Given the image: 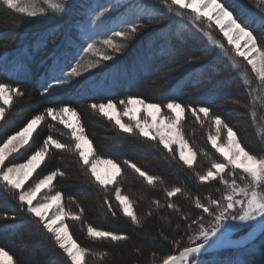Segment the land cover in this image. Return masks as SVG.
I'll use <instances>...</instances> for the list:
<instances>
[{
    "label": "trees",
    "instance_id": "1",
    "mask_svg": "<svg viewBox=\"0 0 264 264\" xmlns=\"http://www.w3.org/2000/svg\"><path fill=\"white\" fill-rule=\"evenodd\" d=\"M102 1L116 5L106 15L108 23L117 17L125 19V24L134 22L141 25L137 34L127 42L114 38L127 46L122 52L115 53L113 60L79 77H68L67 83L52 86L49 82L55 63L70 59L69 54L74 53L78 45L73 27L79 21L77 13L82 6L70 3L62 16L35 18L0 6V83L18 87L24 93L22 97L14 96L5 119L0 122V142L21 130L34 115H45L44 110L49 107L59 109L67 104L74 108L96 153L129 166L120 178V186L122 190L129 189L134 212L141 222L137 227L117 207L111 206L109 210L110 203L103 189L90 175H85L75 150H51V161L45 174L55 170L65 173L57 177L55 185L70 211L76 213V208L83 209L80 222L75 220L79 222L75 229L77 242L89 249V253L98 255L95 264H161L167 255H179L184 247L193 246L192 235L197 225L192 222L203 214L195 207V200L199 198L201 203L208 204L210 199H220L226 191L219 178L203 184L196 178L197 173L204 174L210 168L213 160L221 161L207 139V130L212 133L213 126L203 114L197 120L186 111L184 123L190 125L188 138L198 149L196 166L188 168L158 140L150 141L138 133L121 132L114 121L92 110L90 105L109 100L118 103L129 96L161 105L172 100L185 106L206 105L212 114L220 115L237 132L247 150L264 157V89L251 96L248 94L239 77L240 71L245 72L242 66L233 69L226 53L218 48L213 50L205 35L207 32L212 34V30L205 22L194 23L189 11L175 9L169 12L160 0ZM219 2L254 35L262 36L264 11L251 0ZM177 10L183 17L175 14ZM150 18L153 19L151 23ZM102 40H96L97 45H101ZM205 50L210 54L203 55ZM198 56L201 58L194 60ZM87 58L88 55L83 60ZM123 68L131 73L130 77L117 82L110 91L92 93L87 90L92 82L110 77ZM247 73L251 77L250 72ZM222 84L226 89H221ZM256 87L252 84V88ZM237 100L239 104L235 103ZM45 126L41 128L42 135L23 150V160L43 145L48 134ZM60 133L66 141L72 139L68 140V131ZM54 139L69 145L63 139ZM18 162L22 160L18 159ZM131 164L158 179L150 185ZM236 171L240 173V170ZM224 176L231 180L227 172ZM174 187H181L183 191L170 198L167 190ZM169 203L175 204L176 208H169ZM88 226L123 233L129 239L116 244L92 238L86 231ZM0 249L8 252L15 264H71L52 234L42 227L38 218L23 210L18 199L1 181ZM250 264H264V244L252 255Z\"/></svg>",
    "mask_w": 264,
    "mask_h": 264
},
{
    "label": "snow or ice",
    "instance_id": "2",
    "mask_svg": "<svg viewBox=\"0 0 264 264\" xmlns=\"http://www.w3.org/2000/svg\"><path fill=\"white\" fill-rule=\"evenodd\" d=\"M160 2L168 9L169 12L175 9H186L194 15L190 17L193 22L199 18H206L208 21H214L219 27L228 45L234 48L235 55L242 57L247 65L251 66V73L255 74V81H258L256 88H252L253 80L249 78L247 71L240 74L242 85L248 89L251 96L253 92H259L264 89V39L258 43V37L248 30L246 26L233 17L229 11L219 0H160ZM257 6L264 11V0H256ZM0 6L6 10H12L17 14H21L27 18H35L37 16L48 15H64L70 7V0H0ZM175 6V8H174ZM101 10H94L90 23L96 26H102L107 21L102 18L110 11L107 6H98ZM210 15L209 13H213ZM177 16L183 17V13L175 11ZM225 20L227 24H225ZM153 22L150 18L149 23ZM158 22V21H157ZM141 25L134 22L125 24L119 29H111V35L100 41L105 46V51H101L97 47V41L92 40L84 47L81 45L85 53H90L98 59L81 66L76 63L75 66L66 71L64 78H56L58 85L67 83L68 77H79L84 72L100 67L102 62L113 60L115 53H120L127 46L126 43H117L114 38H120L127 42L131 40L138 32ZM208 41L213 46V50L218 48L221 52H225V46L220 41L212 37L211 33H206ZM264 36V33L261 34ZM243 41V47L241 46ZM209 50H205L203 55H209ZM201 57H195L199 60ZM191 62V61H190ZM232 68L238 69L239 64L233 59ZM22 97L24 93L18 88L8 84L0 83V121L6 117L8 108L11 107L13 96ZM254 102V100H253ZM122 106L121 111L117 107V102L109 100L107 102L92 103L90 108L109 121H114L118 129L126 134L132 135L138 133L139 136L150 141H156L169 152L172 151V145L177 144L180 148V160L188 167L192 168L196 160L197 153L189 147L188 142L183 138L180 126L185 118V112L190 111L191 115L200 120V114L214 126L215 134H209L208 140L211 146L216 150L223 162L212 161L211 167L204 173L196 174V178L200 183L215 181L217 178L223 183L226 191L221 195L220 199H210L208 204L201 203L199 198L195 200V207L200 209L203 214H207L211 218L210 226L206 227L203 223L205 216L202 214L192 223L197 225L199 235L196 237L199 243L193 241V246H186L179 255L169 254L162 259L161 264H202L200 255L202 251L215 246L220 237L217 235L221 229L228 225L226 231H231L236 225H257L261 231H264V157H258L242 146L237 132L230 127L220 115H214L206 105L193 107L192 105H183L177 101H168L164 105L154 102H147L140 97H127L119 100ZM240 103V101H235ZM162 109H166L168 115L162 114ZM48 117L53 121L58 120L71 131V137L74 141V149L78 154L79 161L85 170V175H90L95 182L102 188L115 183L116 177L120 174V166L112 160L104 161L114 170L111 175L101 176L99 171V162L90 157L94 156L92 143L85 135V130L81 124L78 112L65 104L59 109L49 107L44 110ZM144 113V117L141 116ZM65 117H68L65 119ZM75 117V123L72 118ZM127 117L130 123H124L123 118ZM45 119V115L38 113L31 117L25 126L18 132L9 135L3 142H0V181L4 182L5 187L17 193V198L24 211L38 218L42 223V227L51 233L56 244L63 253L66 254L71 264H85V257L89 253V249L81 247L70 235L68 226L61 223L59 228H55L58 222H62L65 217L73 220H79L80 216L65 211L62 203L63 194L56 192L54 195L43 197L39 203L34 204L37 194L42 189L52 184L53 180L58 176H64L60 170L39 178L30 186L28 190H24V184L32 175V172L39 166L47 154L49 147L57 150L73 151L72 145H66L59 140L48 135L43 146L36 150L26 163L18 165L6 166L8 157L26 145L33 133L37 130V126ZM226 131V142L218 143L222 133ZM187 149L189 155L185 156L184 150ZM207 155V153H205ZM127 163V162H126ZM144 177L151 185L156 182L157 177L146 175L135 164L130 165ZM236 170H240L237 173ZM228 173L231 180L226 179L224 173ZM238 180L240 181L238 183ZM181 187H174L167 190L168 197H176L182 193ZM116 199L119 201L123 209V214L130 218L131 222L137 227L141 226L139 217L133 210L132 202L126 195H121L119 189L116 191ZM107 203V201H105ZM56 206V211L52 217L48 216V211ZM171 209H175L176 205L169 203L167 205ZM111 211V205L109 204ZM159 207V202H157ZM81 214L83 209H80ZM113 215L115 213L113 212ZM151 215V213H149ZM14 218V217H13ZM187 219V217H184ZM231 222V223H229ZM89 237L109 240L119 244L126 241L129 237L123 233H114L111 231L99 230L93 226L87 227ZM223 235V233H221ZM167 239V237H164ZM215 238V239H214ZM7 257L6 264H14L13 258L4 250L0 249V258ZM103 259V255L100 257ZM0 264H5L0 260Z\"/></svg>",
    "mask_w": 264,
    "mask_h": 264
},
{
    "label": "rangeland",
    "instance_id": "3",
    "mask_svg": "<svg viewBox=\"0 0 264 264\" xmlns=\"http://www.w3.org/2000/svg\"><path fill=\"white\" fill-rule=\"evenodd\" d=\"M251 1L253 2V5H257L256 0H251ZM70 3H73L77 7L82 6L81 10H78V13H77V18H78L79 21L77 23H75V25L73 27V31L76 32L74 37L78 41V43H77L78 45L76 44L77 46H76V49H75L74 53H72V54L70 53L69 54L68 57L70 59L65 58L63 61H58L57 63H55L54 69L52 70V76H51V79H50V82H49V86H52V85L56 84V82H55L56 78H64L65 72L66 71H70V67L76 61L80 60L79 64L82 62L80 65L84 66V65H86V64H88L90 62L89 61L90 60L89 57H91V59H92L91 61L98 59V57L93 56L90 53H85L82 50L81 45L86 47L87 43H90L92 40L96 41L98 39H104L107 36H110L111 35V29H119L123 25H125V22H126L125 19L117 17L116 19H112L111 22L108 23V21L106 20V15H107V13H106L105 17L102 18L103 20L107 21L106 24H104L102 26L92 25L90 23V20H91V16L94 14V10H101L98 6H107L110 9V11L108 12V14H109L113 9H115L114 7L116 5L112 4V3H104L102 0H70ZM187 11L190 12V10H187ZM189 14L190 15H194L191 12ZM209 14L210 15H214V12L213 13H209ZM233 17L236 19L234 14H233ZM108 18H109V15H108ZM195 22L196 23L205 22L207 24L208 29L212 30V34H211L212 37L217 39L218 41H220L221 43L224 44V46H225V52L224 53H226L228 55L229 60L232 61L234 59L239 65L242 66L243 71H249L250 72V76H251L249 78L254 81L253 85L257 86L258 85V81H255V74L251 73V66L247 65V62L244 61V59L242 57H238V56L235 55L234 48L231 45H228L226 38H224L223 33L220 32L219 27L215 24V22L214 21H208L206 18H199ZM237 22L240 23L238 20H237ZM225 24H227L226 20H225ZM241 26H243V25L241 24ZM70 29H72V27H70ZM257 37H258V43L260 42L261 39H264V37H262V36H257ZM116 42L120 43V40L117 39ZM241 46L243 47V41H241ZM97 47L102 52L106 50L105 46L103 44H101V45L99 44V45H97ZM86 55H88V58L83 60V58ZM105 62H102L100 67L103 66V63H105ZM68 65H70V66H68ZM97 68H99V67H97ZM89 72H91V70L88 71V72H84V73H89ZM130 74H131L130 72H128L125 68H123L120 72H117V73H114L113 75H110V77L104 78V79H102V80H100L98 82H92L91 86H89L87 90H90L92 93L102 92V91H110L117 84V82H119L123 78L126 79L127 77H130ZM240 74H242L241 71H240ZM41 86H43L42 82H41ZM221 89H226V85L222 84L221 85ZM14 96H13V98H14ZM0 103H2V101H0ZM117 107L121 111L123 110L122 106L119 105V103H117ZM162 114L163 115H168L166 109H162ZM186 114H187V112H185V118L181 122L180 131L182 132L183 138L188 142L189 147H191L193 149V151H195L197 153L198 149L194 148L195 146H193L190 143L189 138H188L187 132H189L188 130L190 128V125L187 126L184 123L185 119L187 117ZM141 116L144 117V113H141ZM67 118L68 117H65V119H67ZM72 122L75 123V117L72 118ZM123 122L124 123H130V121L127 119V117L123 118ZM44 125H46L45 127L48 130L47 131L48 132L47 136L51 135L53 138H59V139L65 140L64 137L62 136L63 133H60V131L63 132V130H66L70 134L69 135L70 138H68V140H70L72 138L71 137V131L68 128H65L64 125L60 124L58 120L53 121L50 117L47 116V114H45V119L41 122L40 125L37 126V130L33 133L32 137L29 140V142L26 145H24L23 147H21L18 151L12 153L8 157V159L5 162L6 166L18 165V164H22V163H26L27 162V160L30 158V156L26 160H23L24 159L23 155H22L23 150L25 148H27L32 143V141L38 139V137H40L42 135L43 130H41V128H44ZM209 134H212V135L215 134L214 126L212 128V133H211V131L209 133L208 130H207V135H209ZM207 139H208V136H207ZM246 141L248 143H250L248 139ZM64 142L69 144V145H72L73 146V150H75L74 149V142H73L72 139L70 141H66L65 140ZM222 142H226V131L224 133H222V135L220 137V140L218 141V143H222ZM171 147H172V151L171 152L173 154H175V156H177L180 159V148H179V145L173 144ZM51 150L55 151V148L54 147H49L44 160L42 162H40L39 166L32 172V175L25 182L24 190H28L30 188V186L34 185L35 181H37L39 178H42L43 176L47 175L45 173H46V168H48V165L50 164V161H51ZM93 151H94V156L90 157V162H91L92 159H95V160H97L99 162L98 167H99V171H100L101 176L111 175L114 170L111 168L110 165L104 163V161H107L109 159L100 157L96 153L94 148H93ZM248 151H250V149H248ZM250 152L255 154L252 151H250ZM184 154H185V156L189 155L187 149L184 150ZM18 159H21L22 162H18ZM220 159H221V161H218V162H223V157L220 156ZM112 161L120 166V169H121L120 174L116 177L115 183L108 185V187L106 189L102 188V187H100V188L103 189L105 197L107 198V200L110 203V205L114 206V207H117L123 213L122 206L120 205L119 201L116 199V191H117V189H119L121 195H126L129 198V195H130L129 194V189L122 190V187L120 186V178H121L123 172L125 171V169H128L129 166L128 165H123V164L118 163V162H115L114 160H112ZM197 162H198V155L196 156V160H195L193 166H196ZM209 167H211V166H209ZM49 173H51V172H49ZM58 176H60V175H58ZM57 177L53 180L51 185H49L47 188L42 189L41 192L37 194L36 200L33 201L34 204L39 203L43 197H46L48 195H54L56 192H59L58 189H57V186L55 185V181H56ZM9 191H11V193L14 195L15 199H18L17 198V193L13 192L12 190H9ZM64 200L65 199L63 197L62 203H63L64 210L65 211H69L71 213H74V212L69 210L70 209L69 205H67V204L65 205V201ZM129 200L131 201L130 198H129ZM55 211H56V206L54 205L53 208L48 211V216L51 218ZM75 214H77V215L81 214L79 209L76 208V213ZM163 217H166V216L164 215ZM210 220H211V218L207 217L203 221V223H204V225L206 227L210 226V223H209ZM79 222L71 219L70 217H65V219L62 222H58L56 225H54V227L55 228H59L61 226V223L66 224L68 226L70 235L77 242V239L75 237L76 236L75 235V229L78 228V226H79L78 223ZM229 223H231V222H229ZM239 226H241V225H239V224L236 225V227H234L232 230H234L235 228H237ZM227 227H228V225H225V227L222 228L221 232L218 233L217 235L219 237H223L224 235L229 233L230 231H226ZM252 231H253V228L246 229V230H244L242 232H239V233H237V234H235V235H233L231 237H228L227 240L234 241V240L240 239V238L244 237L245 235L249 234ZM221 233H223V235H221ZM198 235H199V232H198V228L196 227V232L192 235L191 245H193V241H195L196 243L200 242L199 240L196 239V237ZM262 244H264V233L259 238H257L253 243H251L250 245H248V246H246L244 248L237 249V250H222V251L213 252V253H210V254H207V255L200 256V260H201L202 264H250V261L252 259V255L259 251V249L261 248ZM97 256L98 255H95V254L93 255L92 253H88L86 255V257H85V264H95ZM0 260H3L5 262V264H6L7 257L0 258ZM13 261H14V264H15L14 258H13Z\"/></svg>",
    "mask_w": 264,
    "mask_h": 264
},
{
    "label": "water",
    "instance_id": "4",
    "mask_svg": "<svg viewBox=\"0 0 264 264\" xmlns=\"http://www.w3.org/2000/svg\"><path fill=\"white\" fill-rule=\"evenodd\" d=\"M250 228H253V231L245 235L244 237L234 240V241L227 240L228 237H231L239 232H242ZM263 233L264 231H261L257 225H254V224L241 225L235 228L234 230L230 231L223 237H220L219 242L215 246L208 248L206 251H202L200 256L207 255V254L217 252V251H222V250H237V249L244 248L250 245L251 243H253Z\"/></svg>",
    "mask_w": 264,
    "mask_h": 264
}]
</instances>
